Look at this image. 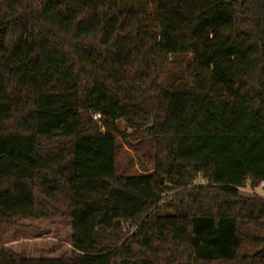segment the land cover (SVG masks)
Segmentation results:
<instances>
[{"label":"trees","instance_id":"16d2710c","mask_svg":"<svg viewBox=\"0 0 264 264\" xmlns=\"http://www.w3.org/2000/svg\"><path fill=\"white\" fill-rule=\"evenodd\" d=\"M261 183L264 0H0V232L71 231L0 264H264Z\"/></svg>","mask_w":264,"mask_h":264},{"label":"rangeland","instance_id":"374dc122","mask_svg":"<svg viewBox=\"0 0 264 264\" xmlns=\"http://www.w3.org/2000/svg\"><path fill=\"white\" fill-rule=\"evenodd\" d=\"M120 130L125 125L120 124ZM148 150L133 152L122 147L117 157V169L124 174L139 173L152 168ZM243 197L254 195L264 198L258 187L251 189L247 186L239 190ZM19 229L3 227L0 232V253L6 257L21 258H60L68 256L70 246V225L62 221H19ZM23 226V229H21ZM131 230L123 224V232Z\"/></svg>","mask_w":264,"mask_h":264},{"label":"built area","instance_id":"2783aa9c","mask_svg":"<svg viewBox=\"0 0 264 264\" xmlns=\"http://www.w3.org/2000/svg\"><path fill=\"white\" fill-rule=\"evenodd\" d=\"M96 118H98V116H97ZM263 187H264V184L261 183V184L259 185V188L262 190ZM262 195L264 196V193H262ZM127 227H128V226H127Z\"/></svg>","mask_w":264,"mask_h":264}]
</instances>
